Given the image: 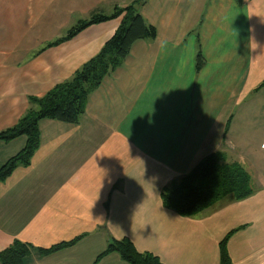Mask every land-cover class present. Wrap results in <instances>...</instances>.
Wrapping results in <instances>:
<instances>
[{"label": "crops", "instance_id": "1", "mask_svg": "<svg viewBox=\"0 0 264 264\" xmlns=\"http://www.w3.org/2000/svg\"><path fill=\"white\" fill-rule=\"evenodd\" d=\"M135 0H0V131L99 52L120 17L64 37L91 14ZM156 30L90 93L78 123L39 121L28 166L0 181V251L29 244L27 264H129L113 240L163 264H264V0H146ZM198 49L203 65L196 70ZM0 141V167L25 145ZM217 150L254 192L194 217L163 206L161 189ZM48 255L39 248L76 239Z\"/></svg>", "mask_w": 264, "mask_h": 264}, {"label": "trees", "instance_id": "2", "mask_svg": "<svg viewBox=\"0 0 264 264\" xmlns=\"http://www.w3.org/2000/svg\"><path fill=\"white\" fill-rule=\"evenodd\" d=\"M146 0H135L124 7L115 8L112 14H91L88 19L78 21L62 40L76 35L88 25L110 18L120 17L115 32L104 42L97 54L83 63L68 80L56 84L41 97L31 96L29 107L15 125L0 131V141L8 142L18 136H25L24 147L10 157L0 167V181L5 180L19 166H28L40 145L39 121L56 120L68 124L78 123L85 112L87 100L103 81L126 59L132 44L141 39H153L155 28L147 23L137 5ZM241 3L242 0H235ZM204 61L200 50L196 53V70ZM264 86V81L259 87ZM254 192L251 175L236 161H229L225 152L217 150L203 157L188 173L165 185L160 192L164 207L174 210L183 217H194L215 204L229 198L242 200ZM235 230L229 231L219 242L221 264H232L227 251V241ZM60 242L49 248H39L38 255H48L54 251L73 245L76 240ZM33 248L19 240H14L0 251V264H27ZM111 252H117L129 264H163L149 252H139L127 238L113 240L101 252L96 261Z\"/></svg>", "mask_w": 264, "mask_h": 264}]
</instances>
